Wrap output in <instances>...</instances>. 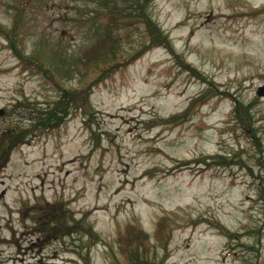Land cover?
<instances>
[{"label":"rangeland","instance_id":"1","mask_svg":"<svg viewBox=\"0 0 264 264\" xmlns=\"http://www.w3.org/2000/svg\"><path fill=\"white\" fill-rule=\"evenodd\" d=\"M103 1L124 37L99 71L77 57ZM0 28V135L25 137L0 264H264V0H0Z\"/></svg>","mask_w":264,"mask_h":264},{"label":"trees","instance_id":"2","mask_svg":"<svg viewBox=\"0 0 264 264\" xmlns=\"http://www.w3.org/2000/svg\"><path fill=\"white\" fill-rule=\"evenodd\" d=\"M103 2L106 5H108L107 11L105 13H102L101 15L102 16L101 18L104 19V23H103L104 27L102 26L101 30L95 33L96 40L92 42L90 45L84 46L80 54H78L79 56L77 57L78 62L82 66H84L86 69H93V70L98 69L99 71L104 69L106 64H109L111 61H115L120 56V49H122L119 42L124 37V35L115 32V30H112V28L114 29L116 26H120V25H116L113 27L110 25V23L111 24L113 22L118 23L117 19L124 17V13H122L120 9L115 4H113L111 1H109V3H107L106 1H103ZM138 10L139 8L135 4L134 10H131L130 12L125 11L126 18L130 19V13L131 12L138 13ZM100 25H102V23ZM0 29L2 30V28ZM12 31L13 30H11V32ZM0 34L6 35V33L2 31H0ZM148 48L149 47L147 46L146 48L141 50L140 53L142 54L143 51H146ZM14 50H15V55L17 56L18 59L22 60L23 64L26 63L28 65V63L24 60H27V61L32 60L30 58H23L20 51H18L15 47H14ZM38 64L35 63L37 67L41 68L42 66ZM110 68L117 69L118 67L113 65ZM111 70L112 69H108L109 72H111ZM108 71L106 70L105 72L100 74V78H102L103 76H107L109 74ZM89 90H90V86H87L86 88H80L79 92L68 90L67 92L64 93L63 91L62 96H64V99L67 101L66 102L67 104L69 102L74 103V104L79 102L80 107L85 108L84 105L87 103V96H88ZM197 101L198 99L194 100L193 103ZM47 113L48 111L45 112L44 115H46ZM183 115L184 114L182 113L181 115H179V117H182ZM53 117L55 116L51 114V116L47 118L44 117V118L52 119ZM11 126H12L11 129H7L8 132L6 133L3 132L0 135V149H2V155H0V167L5 162L6 157L3 158V156L5 153H7L6 149L10 150L14 148L15 146L20 145L23 142H25V137L23 135L24 130H20L16 126H13V124H11ZM119 241L123 243V247L129 248V246L132 245V241L133 243L138 242V235L135 233L133 228L128 227L125 229V232L119 236Z\"/></svg>","mask_w":264,"mask_h":264},{"label":"water","instance_id":"3","mask_svg":"<svg viewBox=\"0 0 264 264\" xmlns=\"http://www.w3.org/2000/svg\"><path fill=\"white\" fill-rule=\"evenodd\" d=\"M256 94H257L258 96H264V85L259 86V87L257 88V90H256ZM3 113H4V110H3V109H0V115H3Z\"/></svg>","mask_w":264,"mask_h":264}]
</instances>
